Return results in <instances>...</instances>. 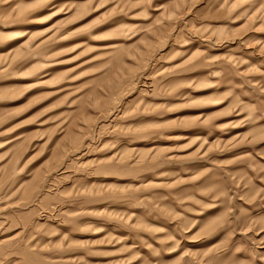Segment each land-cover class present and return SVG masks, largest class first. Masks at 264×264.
<instances>
[{"label":"rangeland","instance_id":"374dc122","mask_svg":"<svg viewBox=\"0 0 264 264\" xmlns=\"http://www.w3.org/2000/svg\"><path fill=\"white\" fill-rule=\"evenodd\" d=\"M0 264H264V0H0Z\"/></svg>","mask_w":264,"mask_h":264}]
</instances>
